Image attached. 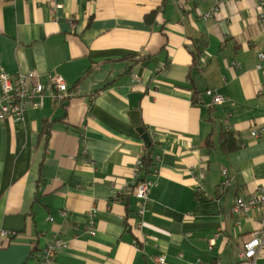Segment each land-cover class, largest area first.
<instances>
[{"label":"crops","instance_id":"1","mask_svg":"<svg viewBox=\"0 0 264 264\" xmlns=\"http://www.w3.org/2000/svg\"><path fill=\"white\" fill-rule=\"evenodd\" d=\"M185 4L0 0V74H58L72 93L0 120V264H41L54 236L66 242L55 264H235L247 238L264 240V207L233 212L238 197L264 196V135H251L264 120L257 0ZM139 85L156 144V164L140 170L151 181L141 228L145 143L128 97ZM224 130L237 149L222 150Z\"/></svg>","mask_w":264,"mask_h":264},{"label":"built area","instance_id":"2","mask_svg":"<svg viewBox=\"0 0 264 264\" xmlns=\"http://www.w3.org/2000/svg\"><path fill=\"white\" fill-rule=\"evenodd\" d=\"M187 0H176V4L179 8L183 9ZM257 12L259 20L264 27V0H257ZM213 12H208L205 17L208 18ZM260 59H264V52L258 53ZM238 65V63L236 64ZM263 68L264 66L259 65ZM49 94L55 100L64 101L68 99L72 93L69 90L68 84L60 75H56L53 78L43 79L41 74L34 72L33 70L19 71L15 74H7L2 72L0 74V120L6 118L22 119L25 113L30 108H38L43 105L45 95ZM224 101V96L216 94L213 99L214 104H221ZM251 135L254 137H261L264 135V120L258 127H254L251 131ZM157 159H161L160 156ZM142 167V160L138 159L135 169L136 180L133 184L135 187V195L138 198V205L136 208V216L138 220L137 227L141 228L143 225V216L148 210L149 204V187L151 181L140 179V170ZM224 179L221 182L222 186H226L229 181L228 169L222 170ZM262 206L264 207V196H253L249 198L238 197L233 207L234 213L241 211H248L251 208ZM96 216V210H92L90 216V224L92 226L94 218ZM50 219H53L50 217ZM238 223H240L238 221ZM264 225V220H263ZM94 234V230L90 231ZM66 246V242L58 236L52 237L43 247L40 254L41 264H55V258L57 253ZM264 246V240L259 234H253L247 238L242 249L238 253V261L235 264H255V259L261 252ZM159 264H165L164 256H157Z\"/></svg>","mask_w":264,"mask_h":264},{"label":"trees","instance_id":"3","mask_svg":"<svg viewBox=\"0 0 264 264\" xmlns=\"http://www.w3.org/2000/svg\"><path fill=\"white\" fill-rule=\"evenodd\" d=\"M142 60V58H141ZM239 137L236 136V134L231 130H224L221 134V147L222 150L225 151H232L239 147ZM156 144L154 142H151V144L147 145L145 144L144 154L141 158L142 160V167H141V173L142 171H151L154 164H156ZM141 180H144V177L140 178Z\"/></svg>","mask_w":264,"mask_h":264},{"label":"water","instance_id":"4","mask_svg":"<svg viewBox=\"0 0 264 264\" xmlns=\"http://www.w3.org/2000/svg\"><path fill=\"white\" fill-rule=\"evenodd\" d=\"M147 65V62H143L139 68L138 76L142 77L143 68ZM145 86L139 85L133 89V91L128 95L130 103V117L132 123L136 127L137 131L141 134L142 139L145 144H151L152 140L150 134L146 131L145 127L141 124L140 112L138 111L139 102L144 95Z\"/></svg>","mask_w":264,"mask_h":264}]
</instances>
